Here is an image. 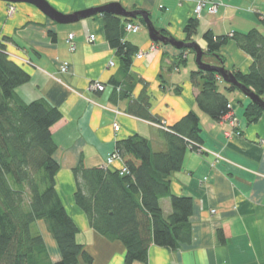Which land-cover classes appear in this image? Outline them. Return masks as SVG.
I'll return each instance as SVG.
<instances>
[{
	"label": "crops",
	"instance_id": "crops-1",
	"mask_svg": "<svg viewBox=\"0 0 264 264\" xmlns=\"http://www.w3.org/2000/svg\"><path fill=\"white\" fill-rule=\"evenodd\" d=\"M47 1L63 14L119 2L129 11H147L158 30H166L182 41L186 40L184 28L188 20L197 17L196 0ZM216 1H220L218 11L212 14L208 6L202 10L198 35L192 38L204 50L207 44L203 34L208 30L216 35H230L257 28L264 33V0ZM10 6L15 7L13 13ZM133 22L145 30L136 35L127 33L126 40L138 52L151 51L142 59L134 56L125 73L116 49L106 39L102 15L58 24L32 4L0 0V40L9 57L31 75L28 83L17 88V94L26 103L45 100L62 114L51 128L57 144L55 159L60 166L56 182L59 195L79 228L77 241L93 256L91 264H125L123 243L97 233L73 200L77 189L74 169L80 164L86 168L105 167L117 141L135 134L148 139L154 152L166 151L161 126L130 112L132 105L145 95L148 112L166 128L189 112L196 113L204 149L202 154L190 148L185 151L183 167L172 174L170 183L174 195L190 197L195 204L190 218L191 242L177 250L153 244L147 264H264V115L258 122L248 123L244 112L251 99L240 91L230 95V114L237 119L236 128L228 115L220 121L211 119L196 102L198 88L191 78L197 69L195 57L185 53L186 63H181V50L153 42L146 26L138 19ZM70 34L76 45L73 51L68 43ZM91 36L95 37L94 42L87 40ZM220 54L230 71L247 73L253 64L252 58L231 41ZM208 59L215 65V57ZM63 62L69 63L66 73L61 72ZM95 81L103 84L104 90L91 89ZM114 81L129 96L115 99ZM108 168L121 170L124 163L117 158ZM160 204L168 217L172 212L170 198H162ZM38 225L44 230L41 234L52 260H60L56 242L43 222ZM220 230L224 242L219 240Z\"/></svg>",
	"mask_w": 264,
	"mask_h": 264
},
{
	"label": "trees",
	"instance_id": "trees-1",
	"mask_svg": "<svg viewBox=\"0 0 264 264\" xmlns=\"http://www.w3.org/2000/svg\"><path fill=\"white\" fill-rule=\"evenodd\" d=\"M100 15L104 18L106 39L116 49L127 73L139 51L125 38V25L134 20L111 13ZM138 20L145 25L143 18ZM261 22L264 25V18ZM198 29V17L190 18L184 28L185 41H192ZM160 31L172 37L168 31ZM203 39L207 44L203 61L206 56L215 57L216 66L225 67L220 51L230 41L247 53L253 60L250 70L231 72L264 100L263 31L254 28L246 33L216 35L208 30ZM181 51L195 57L190 48ZM186 60L181 58V63ZM191 78L198 88L196 102L204 113L215 121L231 113L230 95L240 92L236 86L225 83L218 72L198 67ZM30 79L31 75L9 57L5 43L0 40V264L94 263L86 246L77 241L79 228L57 190L60 166L55 159L57 144L51 128L62 114L45 100L26 103L19 97L17 88ZM114 84L115 99L129 96L120 84L115 81ZM147 101L142 96L130 112L161 126L166 151L154 152L148 139L135 134L118 140L114 151L126 171H112L106 166L86 168L83 164L74 169L77 189L73 200L97 233L123 243L125 264H147L153 244L177 250L192 239L190 218L195 204L190 197L174 195L170 183L172 174L183 167L185 151L190 148L197 152L203 147L200 120L196 113L189 112L174 126L166 128L148 112ZM263 115L264 109L252 101L245 108L244 116L250 124L258 122ZM165 197L170 198L172 206L168 217L160 204ZM39 222H43L56 242L60 260L53 261L43 235L33 233L32 228L39 227ZM218 237L225 241L221 230Z\"/></svg>",
	"mask_w": 264,
	"mask_h": 264
},
{
	"label": "water",
	"instance_id": "water-1",
	"mask_svg": "<svg viewBox=\"0 0 264 264\" xmlns=\"http://www.w3.org/2000/svg\"><path fill=\"white\" fill-rule=\"evenodd\" d=\"M10 3H27L32 4L39 8L46 16L50 18V20H53L54 22L58 24H70L78 22L82 19H87L89 17H93L97 14H103V13H111L113 15H117L119 17H125L128 19H138L139 17L143 18L145 26L148 30L150 39L153 42H158L162 44H170L176 49H191L195 53V63L197 67L200 70L203 71H209L213 70L215 72H218L221 75V78L223 81L227 84H232L233 86H236L242 93H244L245 96L251 99L252 102L260 105L264 109V100L260 98L258 94L255 92L249 90L246 88L245 85L241 84L237 78L234 76V74L226 69L225 67L211 65L205 61H203V56L205 54V50L195 41H182L177 40L174 37H169L161 33L160 30H158L147 11L143 10H127L121 3L119 2H112L109 4L104 5L103 7H96V8H90L87 10H81L78 12H75L73 14H63L56 10L47 0H4ZM216 58H219V55H216Z\"/></svg>",
	"mask_w": 264,
	"mask_h": 264
},
{
	"label": "built area",
	"instance_id": "built-area-1",
	"mask_svg": "<svg viewBox=\"0 0 264 264\" xmlns=\"http://www.w3.org/2000/svg\"><path fill=\"white\" fill-rule=\"evenodd\" d=\"M196 7H195V13L197 15V17L199 18L201 16V13H202V10L205 8V7H209V12L214 14L218 11V7L220 5V1H216V0H196ZM11 13H13L15 11V7L14 6H11L10 7V10H9ZM140 26L137 25V23L133 22V21H130V22H127L126 25H125V31L127 33H133L136 35V33H138L140 31ZM89 42H94L95 41V37L94 36H91L87 39ZM68 43H69V47H70V50L73 51L75 50L76 48V45L74 43V35L73 34H70L69 35V38H68ZM155 50V48H154ZM153 50V51H154ZM151 51V50H150ZM150 51H147V52H143V51H140V52H137L135 57L138 58V59H142V58H145V57H148L150 55ZM114 63L111 62V65H113ZM69 70V63L68 62H63L62 65H61V72L62 73H66L68 72ZM91 89L93 90H98V91H102L104 90L105 86L103 84H101L100 82H93L91 85H90ZM228 116L230 117V123L232 124L233 127L236 128V124H237V119L236 117H233L231 116V114H228ZM114 128L116 131H119L120 127L115 124L114 125ZM238 134H240V132H238ZM197 152L199 153H204V149L203 147H201ZM119 158L118 155L116 153H112L110 154V156L107 157V161H106V167L110 166L111 164H113V162ZM122 172L126 171L125 168L121 169ZM215 212V211H213Z\"/></svg>",
	"mask_w": 264,
	"mask_h": 264
},
{
	"label": "rangeland",
	"instance_id": "rangeland-1",
	"mask_svg": "<svg viewBox=\"0 0 264 264\" xmlns=\"http://www.w3.org/2000/svg\"><path fill=\"white\" fill-rule=\"evenodd\" d=\"M10 7H11V6H10ZM9 10H10V8H9ZM144 30H145V27H142V26H141V32H143ZM187 52H188V51H187ZM185 53H186V52H184V53L182 54V56H185ZM190 54L192 55V53H190ZM190 54H189V55H190ZM182 58H184V57H182ZM192 58H193V57H192ZM204 60H205V62L209 63V62H208V60H209V59H208V56H206V57L204 58ZM213 60H214V62H215L216 59H213ZM40 229H41V228L38 227V226H37V227L34 226V227L32 228L33 233H36V234H37V233L44 232V230H42L43 228H42L41 230H40Z\"/></svg>",
	"mask_w": 264,
	"mask_h": 264
},
{
	"label": "bare ground",
	"instance_id": "bare-ground-1",
	"mask_svg": "<svg viewBox=\"0 0 264 264\" xmlns=\"http://www.w3.org/2000/svg\"><path fill=\"white\" fill-rule=\"evenodd\" d=\"M135 20V19H134ZM137 25H139L140 26V29H141V25L140 24H137ZM186 57V56H185ZM210 64V63H209ZM213 65V64H212ZM226 117V116H225Z\"/></svg>",
	"mask_w": 264,
	"mask_h": 264
}]
</instances>
